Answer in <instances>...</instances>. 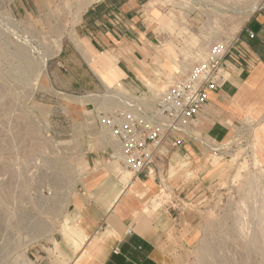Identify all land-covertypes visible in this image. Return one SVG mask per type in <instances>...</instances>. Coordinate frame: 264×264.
Segmentation results:
<instances>
[{"label":"rangeland","instance_id":"374dc122","mask_svg":"<svg viewBox=\"0 0 264 264\" xmlns=\"http://www.w3.org/2000/svg\"><path fill=\"white\" fill-rule=\"evenodd\" d=\"M91 1L0 0V264H33L32 249L70 230L61 221L87 157L110 146L116 152L100 117L120 108L150 115L169 88L208 59L211 45L232 44L264 7V0H149L158 56L145 63V75L70 90L69 75L88 88L87 74L59 52L76 37ZM249 130L216 153L211 185L191 177L185 192L157 198L156 206L185 208L195 219L190 247L175 264H264V167ZM170 144L157 158L166 167Z\"/></svg>","mask_w":264,"mask_h":264},{"label":"crops","instance_id":"0c3cea01","mask_svg":"<svg viewBox=\"0 0 264 264\" xmlns=\"http://www.w3.org/2000/svg\"><path fill=\"white\" fill-rule=\"evenodd\" d=\"M92 1L75 24L76 37L59 52V57H72L81 64L89 85L81 86L76 76L69 75L65 86L86 92L94 90L97 81L113 86L142 78L145 63L158 56L150 36L149 0ZM227 68V81L210 94L208 104L187 127L183 143L174 147L170 142L172 155L167 167L156 159L149 171L137 176L119 159L107 155L111 146L88 156L87 172L61 221L70 230H58L32 249L30 261L175 264L181 251L190 247L195 219L185 208L177 211L156 206L157 198L165 192L176 196L181 188L185 192L191 177L199 178L200 186L211 185L210 166L216 153L249 129L264 167V7L237 36ZM112 143L117 149L114 138Z\"/></svg>","mask_w":264,"mask_h":264},{"label":"built area","instance_id":"2783aa9c","mask_svg":"<svg viewBox=\"0 0 264 264\" xmlns=\"http://www.w3.org/2000/svg\"><path fill=\"white\" fill-rule=\"evenodd\" d=\"M235 49L236 40L230 45H211L208 59L169 88L150 115L136 116L120 108L100 117L101 127L118 144L112 157L138 176L150 170L167 140L174 147L180 146L183 139L176 135L185 134L208 104L210 94L227 81V59L234 55Z\"/></svg>","mask_w":264,"mask_h":264},{"label":"bare ground","instance_id":"6f19581e","mask_svg":"<svg viewBox=\"0 0 264 264\" xmlns=\"http://www.w3.org/2000/svg\"><path fill=\"white\" fill-rule=\"evenodd\" d=\"M40 58V57H39ZM45 61H46V58H45ZM138 183V182H137ZM134 189V188H133Z\"/></svg>","mask_w":264,"mask_h":264}]
</instances>
